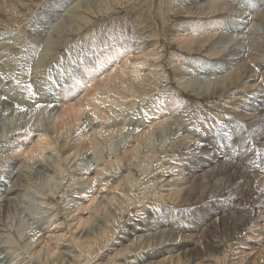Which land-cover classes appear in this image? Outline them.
<instances>
[{
    "label": "rangeland",
    "instance_id": "374dc122",
    "mask_svg": "<svg viewBox=\"0 0 264 264\" xmlns=\"http://www.w3.org/2000/svg\"><path fill=\"white\" fill-rule=\"evenodd\" d=\"M85 1L86 0H75V3L76 2L83 3L84 8L76 7L78 9H76L77 10L76 13L74 12L75 16L73 15L74 17L72 16L70 20L72 24H74L71 27L72 29L68 27L67 28L65 27L64 29L61 27L60 34H56V33H59L55 29L57 26L55 27V25H52L54 28L50 26L49 18H52L53 15H48L47 18L45 16L51 10L50 8H53V6L63 2V0H0V35L4 33L10 35L0 41V43L7 42L6 43L7 45H5V47H0V54L2 52L9 53L8 55L10 56V61H11L10 70L13 72L12 74L15 73L14 75L12 74L8 75V73L5 71L6 74L5 75L3 74V75L5 78L7 76V78L5 79L2 77L3 75L2 76L0 75V81H1L0 83L4 82L5 84H7L8 87H10L9 89L11 90L10 91L11 94H9L8 97L10 98L13 96L12 105L16 107L14 111L15 113L12 112L10 114H1L2 116L0 115V119H1V122H0V175L2 176L0 177V183L3 184V186L9 187L11 189V183L9 182V179L6 178L10 175L9 167L14 163L16 164L15 169H17L20 166V164L23 162L22 159H25L27 157L28 158L31 157L30 159H28L30 163L31 162L40 163V161H45L42 159H46L47 155L48 156L50 154L51 156L56 155L55 157L51 158V160L53 161L48 159L50 160L49 163L57 161L56 164L57 163L59 164V162L61 161L60 164H61V167H63L62 169L60 168L61 171H58L57 175L55 174V177L51 179L52 182L47 181V180L45 181L43 179L40 180V178L33 177L30 180L32 183H30L29 185V187L32 186L31 188L27 189V184H26V187L22 189L23 191L18 190V192L13 193V196L17 195L18 193L20 195H18L19 198L17 197L15 203L13 204L14 206L13 205L11 206L10 211H12V213L10 211L7 213L6 221L8 223L4 222V224L6 223L5 225L3 224L5 228L3 227V230L0 232V234L3 235L4 233L6 235V233L7 234L11 233V231L16 233V232H20V229H22L20 234H22V236L26 238V242H29L27 241V238L29 240V239H32L31 237L36 235V237H40L41 240H43L45 237L48 236V234H51L53 233V231H57L59 229V232H58L59 235H64V237L62 236V241H59L60 243L59 246L62 247L61 245L68 242L67 239L68 240L71 239V236L73 233L78 232V230L75 231V229L78 228L79 224L84 223L86 221L83 219L88 217L89 212H90L88 207L92 205L91 203H94V200H96L94 198H96V196L98 197V196L106 194L107 192L106 186H108V184L106 185L105 179L109 178L108 175L113 176L116 174L115 173L116 167H118L120 163H123L119 161L118 159L120 157H123L125 153L124 152L125 149L133 148L134 145L124 146V144L127 141V139L132 136L128 132L131 130L133 132L134 127H135L134 131L137 133L136 130L138 128V123L140 122L139 118H142L141 112H144V114L145 113L148 114V112L150 111V110L147 111L149 107H154V105H157L156 104L157 102L158 103L162 102V104L164 103L166 104L169 101V99L176 100V101L180 100L179 102L181 103V105L183 104V108L187 107L186 109L188 110L189 112L188 115L190 117L188 116L189 119H186V123H191V125L194 124L200 130L201 128L203 129L205 128L204 130L206 131H202L205 133L209 131V129H212V131L213 130L215 131V133L214 131L212 133L214 135L213 139L215 140L214 141L212 140L210 143H208V145L210 144L209 147H211L212 149L216 147L215 145L216 142L221 143L223 139L224 141H226L225 137L219 136L222 132H223L222 134H224L228 139L229 138L230 139L232 138L231 140L234 139V141L238 143L239 145L233 142L232 143L234 147L233 149L235 151H237V149L238 151L242 149L243 155L245 156V158L249 162H251L252 166L256 168L255 172L261 175V178H260L261 182H259V184L257 185V190L258 191L262 190L264 188V144H258V143L261 142V140L264 141V117L262 116L258 118L255 117V121L251 117H248V120H247L243 115L228 108V106L224 104V102L227 103V100H225L224 102L221 101L222 96L225 98H228L229 101L232 100L231 96H229L228 94L232 93L231 91H240V88L236 87V85L232 86L231 88L229 87L228 89L225 88L226 90L223 89L222 87H219V88H216V90L212 89L209 92H205V91L199 92V90H196L195 88H191L189 85H182L179 83V79H181L183 76H188L189 78V75H192L190 76L191 78H195V79L199 78V76L196 75V73H193L194 69L192 68V65L189 66L188 64L189 67L188 69H186L185 68L186 64H184V68H182V63H185L186 61L190 62L193 59L198 60V61L200 59H202L203 61L211 60L213 63H215L216 61H220V59L217 60L216 55L214 56V55L208 54L211 51V49H209V46H207L206 48H198L196 50H190L188 48L189 46L187 45L181 46V44L177 40V34H179V32H183L182 30L183 28H186V26L189 27L187 28V30L189 31L190 29L195 27V25L198 26L199 24H201V21L202 23L205 21L208 23L209 21H213V24H219V22L221 21L224 22V21L220 20L219 18L210 19L208 21L207 18H205L204 16H200L196 14L194 5H192L191 3L192 0H129V1L128 0H117V1L112 0L109 2V5H110L109 7L108 6L105 8L97 7V6L90 7L91 10L89 11L85 9L87 8ZM236 1L238 0H233L232 2H236ZM241 1L243 3L247 1L251 2V0H241ZM252 1L254 2V4H256L258 8L264 7V0H252ZM183 2L184 4L185 3L186 4L184 5ZM61 14L58 15V18L63 16ZM58 18L56 20H58ZM72 19H76L75 22ZM234 19L235 18L230 17V18H227V21L233 22L232 20ZM55 23H57V21H54V24ZM206 26L207 28L205 31L207 30L212 31L214 29L213 26H210V25H206ZM220 28H222V26H220ZM246 28L248 29L247 25L244 26L241 30L239 29L236 31V28L232 27V29L228 30L227 33H230L232 31L234 33L235 31L239 33H243V31L247 30ZM51 31H53L54 33L53 34L50 33ZM221 32L222 31H219V33ZM54 34H56V36H54ZM48 36L52 38L51 40L49 38V41L47 40ZM49 42L50 44H48ZM118 42H120L121 44L131 42L130 50H128L129 52L128 51H125V52H128L129 54H131L130 60L133 61V63H134V60L137 57H140V54H142L141 51L137 49L138 47H141L142 52L145 49H150L152 50V52L153 50H156V52L160 53L159 59L158 57H155L158 55H153L152 57L149 58V60L151 61L152 64L155 61H158L159 63H161L160 65L161 73L160 74H161V77L163 78H160L157 81L153 80L147 83L145 82L146 84H143L142 87H138L139 89V92L137 93L138 95L129 93L127 91L124 92L125 95H128V97L125 98L124 101H126V103L128 102L129 104L127 103L126 104L127 106L123 105V108L126 106V109H124L122 112H121L122 108L121 109L119 107L116 108V111L120 112L119 114H122V117L117 116V113H115L111 109V107L114 109V107L118 105V103L115 105L114 103H112V101H110L112 98L109 99V97L112 94H114V91L109 90L110 92H107L108 91L107 90L106 91L107 94H103L104 99L107 98L106 99L107 102L105 104H102L103 106L101 105V109H104L107 113L109 112L107 116L105 117V119L106 118L108 119L109 116H111L112 114L113 115L115 114L114 116L113 115L112 116L115 118L117 117L116 119H118V121L120 119L121 121V122L119 121L121 123L119 124V126L117 125L112 126V129H114L113 131L115 132H112L113 135H111L110 131H108V129L110 128L108 127V125H106L108 122L105 119H102L101 117H99L97 115L98 113L95 115L96 112L93 110V107L92 108L87 107L88 108L87 110L80 108L81 107L80 104L82 102L85 101V104H86V102L88 103V100H91L88 98L91 96L89 95L91 91L101 92L102 90L100 89L101 86L97 88L100 83H97L96 84L97 86L95 88L93 84L98 82L97 79L101 78L109 67L106 66V68L101 69L102 70L101 72L100 71L93 72L94 75L91 76L90 79H88L86 75L87 71L83 72L81 66L77 68H75L74 66L77 63L75 62L76 57H78L79 55H82L84 58H86L84 61H88L91 59V57H94L95 55H97L98 58L99 57L103 58L106 56V54H110V56L117 55L119 57L118 64L122 65V63L126 62L125 55L120 54L119 52L121 49H123V47L121 49H114V47L117 46ZM195 45H198L199 47L200 42L195 43ZM46 46H48V48ZM49 51L51 52L52 56L51 54H49L50 53ZM45 52L48 56L46 55L47 56L46 60L43 63L40 62L41 63L40 65L43 64L42 65L43 67H40L41 69L40 68L38 69L40 72L39 71L36 72L33 68L34 63L35 61H37L38 55L39 54L41 55L42 53H45ZM80 52H82V54ZM84 53L86 54V57ZM175 53H177V56L173 58L172 55ZM178 56L180 57L178 58ZM93 63L96 64L95 61ZM38 64L39 62H37V66ZM128 65L129 67H135V65H132V64H128ZM69 67H71L72 69H70ZM95 67L96 65H94V68ZM259 67L260 68L258 70H255L256 72H260L262 71V69H264V60L262 62V65ZM73 69L75 70V72L73 71ZM183 69H185L184 70L185 72L181 71ZM0 73L2 74L1 71ZM186 73H190V74H186ZM83 75H86L83 81L79 80L80 77ZM47 79L48 81H46ZM65 79L68 80L67 81L68 86H67V83L65 82ZM5 80H7V82ZM41 82L44 84H41ZM255 82L258 83V80ZM260 82L264 83V76L261 78ZM74 83L78 84L79 89L77 88L76 91H73L70 95L66 94L65 92L68 89H71V87L76 86V84L74 85ZM55 87L58 89L59 93L62 92L63 89H65L62 92L64 97L62 96V93H60V95H57V91H53L51 92L53 94V98H52L53 102L45 100L44 102L39 103L38 100L41 97H45L49 95L47 91H49L50 89L47 90V88H55ZM37 89L39 90V92L37 91ZM223 90H225V92ZM42 92L44 93V95ZM2 95H0L1 100H2ZM114 96H116L115 97L116 100L120 99L119 94H115ZM29 102H30V105H29ZM77 102H79L80 107L78 106L77 108L76 107L77 105H76L75 111L71 112V114L73 115L72 118L74 120L72 119L71 121H67L61 118V119H58L56 123L55 121L56 118H54L56 116V113H55L56 111L54 112L55 110L54 108L56 107L60 112H64L68 108L72 107L73 104H78ZM48 104L50 107L48 106ZM51 105L53 108L51 107ZM238 105L240 104L238 103ZM107 107L109 109H107ZM183 108L182 109L180 108L179 112L183 111ZM31 110L32 111L35 110L33 112H36V113L32 112L30 114L29 111ZM86 112H88L89 114ZM252 112H254L253 109H246L245 113L248 114ZM138 114H139V118H138ZM43 115L45 116V118L43 117ZM89 115H91L90 116L91 118L89 117ZM159 115H163V114H159ZM159 115H150L152 119L151 117L149 118L150 120H154V119H157ZM11 116L13 119H11ZM48 116L51 118H47ZM29 117H31L32 119L29 120ZM41 117L44 119H42ZM124 117H130L132 119L130 118L127 119ZM92 118H93V123L91 124L90 122ZM36 119H38V121ZM99 119H101V122ZM122 122L124 124H122ZM102 123L104 124L103 127L105 128L104 131L106 133L102 131L103 130V128H101ZM112 123H115V122H112ZM98 124H101V125L98 126ZM91 125L94 127H92V130H89ZM198 125H200V127ZM11 126L12 127L14 126V127L12 128ZM18 126L21 128L25 127V129L29 127L31 128V130L29 129V133L23 134L24 128H22L21 130L22 136L20 137L22 139L19 138L18 140L19 142L16 140L17 138L11 139L13 142V148L15 149L9 156H4L1 153L3 152L2 150L7 147L6 146L7 139L9 138V141L11 142L10 140L11 133L7 134L6 132H9V130L11 131L12 129H15ZM122 126H124V129H123V132L121 133L123 134L128 133V134H125L127 136L125 138H123V135L121 137L120 135L121 133L119 132V128H121ZM95 128L98 130L99 133H101V138H100V135L99 136L97 135L99 137V140L101 139L98 143V148L101 147L98 153V156L100 155L99 158L101 160L99 158H96L98 160H95V162H92L93 164L89 166L91 163L93 154H92V149L90 148V145L88 141L86 140V136L92 133L93 131H97ZM20 129H16L18 130L17 132H20L19 131ZM3 131L7 135L6 134L3 135ZM219 131L221 133H219ZM40 132L41 133L43 132L50 136L48 137L51 140L50 141L51 145H47L48 148L46 147L45 149L46 154H43L45 152L40 150L39 148L40 145H38V143L36 142V140L37 141L39 140V135L41 134ZM255 132H259L258 136H255ZM159 134H162V133H159ZM109 137H111L112 140H110L111 138ZM163 138H165V133L162 134V139ZM237 138H239L242 143L237 141L236 140ZM119 139L124 140L123 144L122 142L119 141ZM83 140L85 144L81 145ZM100 143H102L103 145ZM162 144L163 143L161 139H157V141L155 142V146L158 148V150H160L161 148L160 145ZM32 146L33 147L36 146V148H38L36 149L38 150L36 152V156L35 154L34 156H31L32 154L29 153L30 148H32ZM139 146L143 148L141 151V155L149 154L152 151L150 147L146 146L145 142L143 145H139ZM17 148L19 149L18 150L19 152L17 151ZM110 151L111 153L113 152L112 153L113 155L110 154ZM171 151H168L166 153H164L163 151V154H162V150H160L161 155L155 161V164L152 169H150V165L152 163L150 164L149 161L147 162L149 168H147L146 170H141L140 168L136 166H133L132 168L130 166V168L128 169L132 172L134 177L138 179L137 180V183H138L140 181L141 182L145 181L146 178H147V181L152 179L154 176L153 173L154 172L156 173L158 171L157 167H160L161 165L166 163L167 159L170 161L172 160L175 163H180L179 164L180 170L177 167L176 170H173V172L170 171L166 175V178H169V180L171 181H169V183L163 182L161 185H158L159 187H156V189L152 192L153 194L150 195V198L153 195L154 197L156 196V194L158 195V197H156L154 200L151 198L149 201V204H147L149 209L153 211L155 217L153 215V218L147 221L145 217L146 216L145 212H143L142 210L141 211L139 210L141 209L142 206L138 207L144 201L141 203L133 201L130 205L131 207L128 208L129 212L125 210L124 214L123 213L120 214V219L122 221L118 223V226H117V222L115 223L114 226H116V233H114V235L112 236L110 240V244L108 245L107 249L103 252V255H102V256L108 255L110 257L113 256L114 257L113 262L106 263L107 258L103 259V257L101 256L102 258L96 257L95 261L97 262L95 263L94 262L92 263V261H90L89 263L81 262L80 264H84V263L85 264H115V263L116 264H129L127 261H133V260L135 261L134 264H142L141 262H138L140 260L137 257L139 256L142 257V255L146 252L155 251V248H150V249L145 248L146 250H143V248L142 249L140 248V250H138L139 249L138 245H140L139 243L137 245L138 247L135 246L137 250H135L132 253H129L128 251L127 253L126 250L128 248L133 247L131 243L132 241L131 240L128 241L129 239L126 238L127 236H129L127 233L129 230H132L134 227L140 228L141 231H140L139 236L141 235L146 236L148 234H153L152 232L157 233L160 229L167 231L168 228L166 225H168L169 222H173L175 220H178V224H180L182 228L186 227L185 230H188V229L193 230L195 226L191 227L188 223L189 221L187 222L185 220L189 219L191 222H193V224L197 226V224L202 221L197 219L196 217H198L199 214H203L204 211L205 212L203 214V218H201L203 219V223L204 221H208L210 216H211L212 221L217 218V215L213 214L212 210L214 209L213 208V205L215 204L214 202L220 201L219 199L221 196L219 197L216 196V199H214L215 197L212 195V193L209 192V190L206 191L207 181H204V180H207V178L201 182H197L196 183L197 187L195 188V191H194L196 195L198 194L199 197L202 196L201 197L202 200H200L201 198L199 197L196 199V198H191L190 196L187 198V196H185L184 200H188L187 203H179L176 200L180 198L181 194H179V198L178 197L170 198V195L168 194H170L174 188L179 189L180 187L181 188L183 187V189H179L178 192H181L182 194H184L185 192L184 188L185 186H187L188 183L186 181L185 182L183 181L181 177L182 176L181 173H183L184 165H187L188 163L191 162V159H193L188 156V154H191L190 153L191 149H188L187 146L186 148L185 147L174 148V149H171ZM235 151L232 153V155L236 153ZM25 152L26 153L28 152L29 155L30 154L31 155L30 156L26 155ZM77 152H81L80 154L82 153H87V154H85V156L83 154L76 156L75 153ZM8 154L9 153H7V155ZM70 154L74 155V159L72 160V163L69 162L71 160L65 159L66 156L68 157ZM173 155H176V156L173 157ZM150 156L151 154L147 157V159H145V161L148 160ZM115 158H116L115 162L117 163V165H113L110 162V161H114ZM6 159H9V161H6ZM254 159H256V161ZM67 160H69L68 161L69 163L67 162ZM124 163L126 166H129L128 162L125 161ZM3 166H5V171L3 169L4 168ZM98 166L108 167V170H107L108 173L106 172V170L102 171L99 173L101 175L98 178L95 172L98 170ZM94 167L96 168V170ZM88 168H90L89 169L90 171L87 170ZM87 172H90L89 177L92 179L91 183L84 184V181H81L79 179L78 180L76 179V181L75 179H73L71 183H68L69 179H71V174L79 173L77 178H81V175L84 176L85 173ZM104 174L107 176H104ZM62 176L64 177V180L66 181L64 182L65 188L61 185L59 188L58 186L55 187L56 182H59L62 180L63 178ZM66 179H68V181ZM101 180L104 182L105 185L102 184L103 182ZM37 181H41V182H37ZM184 183H187V184H184ZM194 183L195 182H193V184ZM204 187H206V189ZM34 189H37V190H34ZM38 190H40V192ZM120 190L126 192L129 189H127L126 187H124V185H122L120 186ZM24 191H26L27 193L26 192L24 193ZM121 191L119 193L123 195L124 193H122ZM42 192L44 194H47V193L54 194V195L52 194L51 196H47L48 197L47 201L49 203L47 205L41 204V201L43 202L44 200L43 198H45V197L39 198ZM201 192H204V193L201 194ZM139 193L141 194V192ZM133 194L135 195L136 199H138L137 198L139 196L138 191L136 190ZM253 194L254 192L250 191V193L247 196V199H249L250 196H252ZM29 197L31 200L28 199ZM50 203L53 205L51 206ZM74 203L77 205L73 207ZM253 205H254L253 203L250 204V206L255 208L256 206L255 205L253 206ZM49 206L51 207L50 212L56 214L57 216L53 220H51V225L47 228V225L50 222V220L46 221L45 218L47 217L48 214L45 215L44 209L47 207L48 209L47 213H50ZM53 207L54 208L56 207V208L54 209ZM259 209H260L259 206L255 208L256 211H259ZM39 211H43V212H39ZM42 214H44L43 217L41 216ZM157 217L160 218L159 221H164V218H165L167 222L166 221L162 222L161 224L163 225L159 226V228L158 227L156 228L157 225H155V223H156ZM219 220L220 219L217 220V223L219 225L217 226L218 228L209 227L211 229L207 230L206 234H204L202 238H198L197 243L194 245L195 246L194 254L196 255V259L191 264H196V263L197 264H205V263L207 264L208 262L203 261L205 260V258H210L214 260L217 264H221L220 256L222 255V251H215L214 249L211 252H205V254H203L202 256L197 255L196 254L197 251L201 250L200 246L198 245L199 242H201L202 245H204V243H211V245L220 244V243L223 244V247H224L223 250H225L223 254H224V257L225 256L227 257L226 260L228 259L226 262L223 261L225 264H230V263L232 264L233 263L232 260H236L237 258H239L238 257L239 253H236V255L234 254L236 249L245 251L244 253L245 255L243 257L245 261L242 264H247V263L248 264H264V213L263 214L260 213L259 215H257V217L254 220H251V223L249 219H246V225L239 223V219H235V221H230V220L229 221H219ZM61 221L63 222V225L62 227L59 228V226L61 225L58 226L57 223L60 224ZM150 221L152 222L149 225ZM145 224L147 226H144ZM148 228L149 230H147ZM8 229L9 231H7ZM211 231H212V234H211ZM4 238L5 236L1 237L0 239V248H1L0 249V264H16V263L17 264H23V263L37 264V262L35 261H33L32 263V259H30V256H31L30 251L29 250L27 251L22 241L21 243L17 242L16 244L15 243L9 244V245L2 244L1 242L4 241L3 240ZM118 238L120 239L118 240ZM122 238H126V240H123ZM120 241H124V243H121ZM51 243L53 244L52 246L55 247L56 249L55 251H58L57 250L59 249V246H57L58 244L54 243V241H51ZM7 246L8 247L11 246L12 249L11 248L8 249ZM191 246L192 245H189V247ZM123 249H125L126 252L123 251ZM24 258H27V259H24Z\"/></svg>",
    "mask_w": 264,
    "mask_h": 264
},
{
    "label": "bare ground",
    "instance_id": "6f19581e",
    "mask_svg": "<svg viewBox=\"0 0 264 264\" xmlns=\"http://www.w3.org/2000/svg\"><path fill=\"white\" fill-rule=\"evenodd\" d=\"M110 1H112V0H86L85 3L87 5V8H85V9H87L89 11V10H91L90 7H96V6L97 7H104V8L107 6L109 7ZM232 1L233 0H192L191 1L192 5H194V9H195L196 14H198L200 16H204L205 18H207L208 21L210 19L219 18L220 20H223L224 22L221 21V22H219V24H213V21H209V23L206 21L202 23V21H201V24H199L198 26L195 25V27H193L189 31L187 30V28H189L188 26H186V28L182 27L183 32H179V34H177V40L181 44V46H184V45L189 46L188 48L190 50H196L198 48H206L207 46H209V49H211V51L208 54L214 55V56L216 55L217 60L220 59V61H216L215 63H213L211 60L210 61H207V60L203 61L202 59H200L198 61V60L193 59L190 62L186 61L185 63H182V68H184V64H186V67H185L186 69H188V67L190 65H192V68L194 69L193 73H196V75H198L199 78L198 79L191 78L190 76H192V75H189V78H188V76H183L181 79H179V83L182 85H189L191 88H195L196 90H199V92H201V91L209 92L212 89L216 90V88H219V87H222L223 89H225V88L228 89L229 87L231 88L232 86L236 85V87L240 88V91H231L232 93L228 94L229 96H231L232 100L229 101L228 98H225L222 96L221 101L224 102L225 100H227V103L224 102V104L227 105L228 108H230L231 110H234L237 113L243 115L247 120H248V117H251L255 121V117H257V118L260 116L264 117V83L260 82L261 78L264 76V69H262V71H260V72L255 71V70H258L260 68L259 66L262 65V62L264 60V53H263L264 52V7L258 8L252 0H251V2L247 1L245 3H243L241 0L236 1L237 3L232 2ZM77 3L78 2L75 3V0H63V2L53 6V8H50L51 10L47 13V15L45 17L47 18L48 15H53V17L51 16L52 18H49L50 19V26H52V25H55V27L57 26L55 29L59 33H56V34H60V31H61L60 28L61 27L64 29H65V27L72 29L71 27L74 24H72V22L70 20H71L72 16L74 15V12L76 13V11H77L76 9H78L76 7L84 8L83 3H78V4ZM183 4H184V2H183ZM63 11H65V12H63ZM60 14L63 16L58 18V15H60ZM230 17L235 18L234 20H232L233 22L227 21V18H230ZM57 18H58V20H56ZM72 20H74V22H75L76 19H72ZM54 21H57V23L54 24ZM206 25L213 26L214 29L212 31L211 30L205 31L207 28ZM246 25L248 26V29L246 28L247 29L246 31H243V33L236 32L239 29L241 30ZM190 26H191V24H190ZM220 26H222V28H220ZM232 27L236 28L235 33L233 31L230 33H227V31L231 30ZM55 29H54V31H55ZM201 31H203V32H201ZM219 31H222V32L219 33ZM50 33L53 34L54 32L51 31ZM4 34L0 35V41L5 39L6 37L10 36L9 34H6V33H4ZM56 34H54V36H56ZM49 38H50V40L52 39L50 36H48V38H47L48 41H49ZM44 40H46V39H44ZM87 40H88V38H87ZM199 42H200V46L198 47V45H195V43H199ZM6 43L7 42L0 43V47H5V45H7ZM48 44H50V42ZM130 44H131V42L122 43V44L120 42H118L117 46L114 47V49H121L123 47V49H121L119 52H120V54L125 55L126 62L122 63V65L118 64L119 57L117 55L110 56V54H106V56L103 58H100V57L98 58L97 55H95L94 57H91V59L88 61H84L86 58H84L82 55H79L78 57H76L75 62H77V63L75 66L74 65H72V66H74L75 68L81 66L83 72L87 71L86 75H87L88 79H90L91 76L94 75L93 72H99V71L101 72L102 71L101 69L106 68V66H108L109 68L107 69V71L104 73V75L101 78L97 79L98 82L93 84V86L95 88L97 86L96 84L100 83L101 85L99 84V86L97 88H99L101 86V88H100V89H102L101 92H92L91 91V93L89 92L90 94L87 93V94L91 95L90 97H88L89 99H91V100H88V103L86 102V104H85V101H84L80 104L81 105V107H80L79 102H77L78 104H73L72 107L68 108L64 112H60L56 107L54 108L55 109L54 112L56 111L55 112L56 116L55 117L53 116V117L56 118L55 119L56 123H57V120L61 119V118L64 120H67V121H71L73 119L72 118L73 115L71 114V112L75 111L76 105H77L76 106L77 108L79 106L81 109H86V110L89 107H91V108L93 107V110L96 112L95 113L93 111L95 113V115L98 113L97 115L99 117H101L102 119H105V117L107 116V114L109 112L107 113L104 109H101V105L105 104L107 102L106 101L107 98L104 99L103 94H107V92H110L109 90L114 91V94H112L110 97L108 96L109 99L112 98L110 101H112V103H114L115 105L118 103V105H116L114 107V109L112 107H111V109L115 113H117V116L122 117V114H119L120 112L116 111V108H118V107L120 109L122 108L121 112L124 109H126V106H127L126 104L128 102L126 103V101H124V99L127 98L128 95H125L124 92L127 91L129 93L137 94L139 92L138 87H142L143 84H146L147 82H150L153 80L157 81L158 79L163 78V77H161V74H160L161 73V71H160L161 70L160 69L161 63H159L158 61H155L152 64L151 61L149 60V58L152 57L153 55H158L155 57H158V59H159L160 53L156 52V50H153V52H152V50H150V49H145L142 52L141 47H138L137 49L139 51H141L142 54H140V57H137L133 63V61L130 60L131 54L128 53L129 52L128 50H130V46H131ZM46 47L48 48V46H46ZM90 48H92V47H90ZM46 51H47V49H46ZM125 51H128V52H125ZM80 53L82 54V52H80ZM8 54L9 53H7V52H2L0 54V71L2 72V74L0 73L1 76L3 74L4 75L6 74L5 71L8 73V75L13 73L10 70L11 69L10 68L11 61H10V56ZM49 54H51V52ZM10 55H11V53H10ZM46 55H47L46 52L42 53L41 55L40 54L38 55L37 61H35L34 66H33V68L36 72L39 71L38 69L40 67H43L42 66L43 64L40 65L41 64L40 62L43 63L46 60V57L48 56V55L47 56ZM51 56H52V54H51ZM172 56H173V58H175L177 56V53L173 54ZM85 57H86V54H85ZM179 57L180 56H178V58ZM12 60H13V58H12ZM94 61L96 62V64L93 63ZM31 62H33V61H31ZM37 62H39L38 66H37ZM28 64H30V63H28ZM128 64L135 65V67H129ZM188 64H189V66H188ZM94 65H96L95 68H94ZM71 67H69V68L72 69ZM145 68H147V69H145ZM74 69H73V71L75 72L76 69L75 70ZM184 70L185 69H183L181 71L185 72ZM67 71H69V70H67ZM14 74H12V75H14ZM186 74H190V73H186ZM4 75L2 76L3 78H5ZM73 75H74V73H73ZM86 75L81 76L79 80L83 81V79L85 78ZM6 78H7V76H6ZM257 80H258V83L255 82ZM5 81L7 82V80H5ZM46 81H48V79ZM67 81L68 80L65 79L66 83H67ZM41 84H44V83L41 82ZM75 84L76 83H74V85ZM38 85H39V83H38ZM67 86H68V83H67ZM11 87H12V85H11ZM9 88L10 87H8L7 84H5L4 82L0 83V95L3 94L2 100H1V96H0V115L1 114H10V113L15 111L16 107H14V105H12L13 104V98H12L13 96L11 95L12 97H10V98L8 97V95L11 94V92H10L11 90ZM22 88H23V86H22ZM22 88H21V90H22ZM77 88L79 89L78 84H76V86L71 87V89H68L65 93L70 95L73 91H76ZM48 89H50L49 91H47L49 95L45 96V97H41L38 100L39 103L44 102L45 100L53 102L52 101L53 94L51 92L57 91V95H60V93H62L65 90V89H63V91L59 93L58 89L56 87L55 88H47V90ZM40 90H42V89H40ZM225 90H223V91L225 92ZM37 91L39 92L38 89H37ZM220 93H218V94H220ZM115 94H119L120 99L116 100V98H115L116 96H114ZM43 95H44V93H43ZM62 96H63V93H62ZM28 100H29V98H28ZM179 101L169 99V101L166 104L165 103L162 104V102H159V103L157 102L156 103L157 105H154V107L148 108L147 111L150 110L148 112V114L147 113L144 114V112L140 111L142 113V118H139V114H138V118L140 119V122L138 123V128L136 130L137 133L134 131V129H135V127H134L133 132H132V130L128 132L132 136L129 137L124 144V146L134 145L133 148L132 149H125V151H124L125 153H124L123 157H120L118 159L119 161H121L123 163H120V165L118 167H116V169H115L116 174L113 176L108 175L109 178L105 179L106 185L108 184V186H106L107 187L106 194L98 196V197L96 196V198H94L96 200L93 199L94 203H91L92 205H90V207H88L89 205L87 206L90 212H89L88 217L83 219L86 221L84 223L79 224L78 228L75 229V231L78 230V232L73 233L71 236V239H69V240L67 239L68 242L61 245L62 247L59 246L60 245L59 241H62V236L64 237V235H59V233H58L59 229L57 231H53V233H51V234H48V236L45 237L43 240H41L40 237H36V235L31 237L32 239L28 240V238H27V241H29V242H26V238L24 236H22V234H20L22 229H20V232H16V233L11 231V233H8V234L6 233V235L3 233L5 238L3 239L4 241H2L1 243L9 245V244H14V243L16 244L17 242L21 243V241H22L24 243V247L27 249V251L28 250L30 251V254H31L30 259H32V263H33V261H35V262H37V264H40V263H42V264L43 263L44 264H80L81 262L89 263L90 261H92V263L93 262L95 263V262H97V261H95L96 257L97 258L103 257V259L107 258L106 263H112L114 260L113 256L110 257L108 255H106V256H102V255H103V252L107 249L108 245L110 244V240H111L112 236L114 235V233H116V226H114L115 223L117 222V226H118V223L122 221L120 219V214H122V213L124 214L125 210L128 211V208L131 207L130 205L133 201L138 202V203H141L144 201L143 203H141L138 206V207L142 206L141 209H139V210L140 211L142 210L143 212H145V214H146L145 217H146L147 221L151 220L153 218L154 213H153V211H151L149 209L147 204H149V201L151 198L154 200L156 197H158V195L156 194L155 197L153 195L151 198H150V195L153 194L152 192L156 189V187H159L158 185H161L163 182L169 183V181H171V180H169V178H166V175L170 171L173 172V170H176L177 167L179 169L180 163H175L172 160L170 161L167 159L166 163H164L160 167H157L158 171L156 173L155 172L153 173L154 176L152 179L147 181V178H146L145 181H143V182L140 181L138 183H137L138 179L136 177H134L132 172L128 169L130 168V166H131V168L133 166H136V167L140 168L141 170H146L147 168H149L148 163H147L148 161L150 162V164L152 163L150 165V169H152L154 164H155V161L161 155L160 150H162V154H163V151H164V153H166L168 151H171V149L183 148V147L186 148V146L188 149H191V151H190L191 154H188V156L193 158V159H191L190 163H188L187 165H184V169H183V173H181L182 174L181 177H182L183 181L184 182L186 181L188 184L184 183V184H187V186H185V188H184L185 192L183 191L184 194H182L181 192H178L179 189H183V187L182 188L180 187L179 189L174 188L171 191V193L168 195H170V198H177V197L179 198V194H181L180 198L176 200L179 203H187L188 200H184L185 196H187V198L190 196L191 198L197 199L199 196H198V194L196 195V193L194 192L195 188L197 187L196 183L201 182L207 178V180H204V181H207L206 182L207 189H206V187H204L206 189V191L209 190V192H211L212 195L215 197L214 199H216V196H218V197L221 196L220 199L218 198L220 201H215L214 202L215 204L213 205L214 209L212 208L213 209L212 212H213V214L217 215V218L212 221L211 216H210L208 221H204V223H203V219H201V218H203V214L205 212L204 211L203 214H199V216L196 217L197 219L202 221V222L198 223L197 226L195 224H193V222H191L189 219L185 220L187 222L189 221L188 223L191 227L195 226L193 230H189V229L185 230L186 227L182 228L181 225L178 224V220H175L173 222H169L168 225H166L168 228L167 231L160 229L157 233L152 232L153 234H148L146 236H142V235L139 236L140 231H141L140 228L134 227L132 230H129L127 232L129 236H127L126 238L129 239L128 241H130V240L132 241L131 243H132V246L134 247V248L133 247L128 248L126 250L127 253H128V251H129V253H132L135 250H137L135 248V246H137L140 243V245H138L139 246L138 250H140V248L141 249L143 248V250H146L145 248H148V249L155 248V251L146 252L142 255V257H140V256L137 257L140 260L138 262H141L142 264H191L196 259V255L194 254V250H195L194 245L197 243L198 238H202L203 235L206 234L207 230L211 229L209 227L218 228L217 227V226H219L217 223L218 219H220L219 221H229V220L235 221V219H239V223L246 225V219H249L250 223H251V220H254L257 217V215H259L260 213L263 214L264 213V188L262 190H259V191L257 190V185L259 184V182H261V179H260L261 175H259L258 173L255 172L256 168L254 166H252L251 162H249L245 158V156L243 155L242 149L239 151L237 149V151H235L233 149L234 147L232 145L233 142L236 143L234 141V139L231 140L232 138L231 139L229 138L230 139L229 140L224 134H222L223 132L221 133L220 131H219V133H221V134L219 136L225 137L226 141H224V139L222 138L223 141L220 143V145H219V142L218 143L216 142V144H215L216 149L215 148L212 149L211 147H209L210 144L208 145V143H210L212 140L213 141L215 140V139H213L214 135L212 134L214 130L212 131V129H209V131H207L205 133V132H202V131H206V130H204L205 128L204 129L201 128V130H200L194 124L191 125V123H186V119H189L188 118L189 112L186 109L187 107L186 108L184 107L185 108L184 109L183 104L181 105V103ZM238 103L240 105H238ZM29 105H30V102H29ZM123 105H126V106L123 108ZM48 106H49V104H48ZM48 106H47V108H48ZM151 106H152V104H151ZM240 106H242V107H240ZM13 107H14V109H13ZM51 107H52V105H51ZM180 108L181 109L183 108V111L179 112ZM17 109H18V107H17ZM107 109H109V108L107 107ZM246 109H253L254 112L247 114V113H245ZM35 110H33V111H35ZM33 111L31 110V111H29V113L31 114ZM90 111H92V110H90ZM109 111H111V110H109ZM16 113H17V111H16ZM19 113H20V111H19ZM29 113H27V114H29ZM33 113H36V112H33ZM86 113H88V112H86ZM159 114H163V115H159ZM91 115H89V117ZM112 115L109 116L108 119L107 118L105 119L108 122L106 125H108V127L110 128V129H108V131H110L111 135H113L112 132H115V131H113L114 129H112V126H115V125L119 126V124H121L120 119H119V121H120L119 122L118 119H116L117 117L116 118L113 117L115 114L113 116ZM150 115H159V117L157 119L150 120V118H149V117H151ZM28 116H30V115H28ZM9 117H10V115H9ZM13 117H15V116H13ZM43 117L45 118L44 115H43ZM130 117H124V118L128 119ZM44 118H42V119H44ZM47 118H51V117L48 116ZM11 119H13L12 116H11ZM30 119H32V118L29 117V120ZM130 119H132V118H130ZM151 119H152V117H151ZM36 120L38 121V119H36ZM45 120H47V119H45ZM99 120L101 122V119H99ZM105 120H103V121H105ZM55 121H53V122H55ZM0 122H1V119H0ZM89 122H90V120H89ZM112 122H115L116 124L112 123ZM90 123L91 124L93 123V118L91 119ZM14 124H16V123H14ZM122 124H124V123L122 122ZM38 125H39V123H38ZM74 125H73V127H74ZM100 125L101 124H98V126H100ZM200 125H198V126L200 127ZM103 126H104V124L102 123V125H101V128H103L102 131H104V129H105ZM92 127H94V126L91 125L89 130H92ZM20 128L21 127L18 126L15 129H12L11 131L9 130V132H6L7 134L11 133L10 140L13 138L14 139L17 138L16 139L17 141L19 140V138L22 136L21 130H22V128L25 129V127H22L21 129ZM16 129H20L19 130L20 132H17L18 130H16ZM24 129H23V134H27V133H29V129L31 130V128H29V127L26 128L25 130ZM123 129H124V126L119 128V132L120 133L123 132ZM6 130H7V128H6ZM43 130H44V128H43ZM6 133L3 131V135ZM128 133H124V134L121 133L120 135H121V137L123 135V138H125V137H127L125 134H128ZM159 133H162V134L165 133V138L162 139V134H159ZM214 133H215V131H214ZM218 134H216V135H218ZM258 134H259V132H255V136H258ZM97 135L98 136L100 135V138H101V133H99L98 130L93 131L92 133H90L89 135L86 136V140L88 141L90 148L92 149V154H93V157L91 159V163H90V165L88 164L89 166H91V164H93L92 162H95V160H98L96 158H99V156H100V155L98 156V153H99V150L101 147L98 148V143L101 139L99 140V137ZM48 136H49L48 134H45L42 132L39 135V140L38 141L36 140L38 145H40L39 146L40 150H42L43 152H45L47 145H51V142H50L51 140L49 138L50 136L49 137ZM114 136H115V134H114ZM103 137H105V136H103ZM111 137H109V138H111ZM112 138L110 140H112ZM20 139H22V138H20ZM105 139H107V138H105ZM157 139H161L162 143H163L162 145H160V147H161L160 150H158V148L155 146V142L157 141ZM236 140L239 141L240 143H242L239 138H237ZM119 141L122 142V144H123L124 140L119 139ZM148 141H149V143H148ZM144 142H145L147 147H150V149H152V151L149 154L141 155V151L143 148L140 147L139 145H143ZM83 144H85L84 140L82 141L81 145H83ZM100 144H102V143H100ZM236 144H238V143H236ZM258 144H264V141L261 140V142H259ZM6 146L7 147L2 150L3 152L1 154H3L4 156H9L13 152V150L15 149V148H13L12 140L10 142L9 138L6 141ZM36 149H38V148H36V146L35 147L32 146V148H30L29 153L32 154V155L30 154L31 156H34V154L36 156V152L38 151ZM18 150L19 149L17 148V151ZM234 151L236 153H234L232 155V153ZM7 153H9V154L7 155ZM27 153H26V155H29V153L28 154ZM80 153L81 152H77V153H75V155L78 156V155L83 154L85 156V154H87V153H82V154H80ZM112 153L110 151V154H112ZM171 153H172V151H171ZM43 154H46V152ZM150 154H151V156L149 157V159L145 161V159H147V157ZM20 155H22V154H20ZM55 156H53V155L51 156V154L49 156L47 155L46 159H42L45 161H40V163H37V162H31L30 163L28 161V159H30L31 157L30 158L27 157L25 159H22L23 162L20 164V166L17 169H15L16 164H14V163L9 167L10 168V175L8 177H6V176L5 177L9 179V182L11 183V189L9 187L3 186V184L0 183V232L3 230V227L6 224V223L4 224V222H7L6 221L7 213L10 211L11 206L15 203L18 195H20L18 193L17 195L13 196V193L18 192V190L21 191L22 189H24V187H26V184H27V189L31 188L32 186L29 187V185H30V183H32L30 180L33 177L40 178V180L43 179L45 181L47 180V181L52 182L51 179H53L55 177V174L57 175L58 171H61L60 168L61 169L63 168V167H61V164H60L61 161L59 162L60 165L58 163L56 164L57 161L49 163L51 158H53ZM174 156H176V155H173V157ZM116 158L114 161H110L113 165H117V163L115 162ZM48 159H50V160H48ZM65 159L71 160V161L67 160V162L69 161L70 163H72V160L74 159V155L70 154L68 157L66 156ZM6 161H9V159H6ZM51 161H53V160H51ZM125 161L129 163V166L125 165V163H124ZM104 165H106V164H104ZM3 167H4L3 169L5 171V166H3ZM36 167H38V168H36ZM89 169L90 168H88L87 170L90 171ZM95 170H96V168H95ZM105 170L107 172L108 167H104V166L99 167L98 166V170L95 171L98 178L101 175L99 173L102 171H105ZM151 173H152V171H151ZM78 175H79V173L71 174V179H69V181H68V179H66V180L68 181V183H71L73 179H75V181H76V179L84 181V184L85 183L86 184L91 183L92 179L89 177L90 172L85 173L84 176L81 175V178H77ZM104 176H107V175L104 174ZM0 177H2V176L0 175ZM61 181L56 182L55 187L58 186V188H59L61 185L65 188L64 182H66V181L64 180V177L62 178ZM37 182H41V181H37ZM50 182H48V183H50ZM193 182H195V183L193 184ZM84 184H83V186H84ZM102 184H104V182ZM203 184H204V182H203ZM122 185H124V187H126L129 190L126 192L121 191L120 186H122ZM51 186H52V184H51ZM39 188H37V189H39ZM37 189H34V190H37ZM136 190L138 191V194H139V196L137 197L138 199H136L135 195L133 194ZM38 191L40 192V190H38ZM120 191L124 194L121 195L119 193ZM186 191H187V193H186ZM250 191L254 192V194L252 196H250L249 199H247V196L250 193ZM25 192L26 191H24V193ZM139 192H141V194ZM202 193H204V192H201V194ZM52 194L53 193L44 194L43 192L41 193V195L39 194L40 195L39 198L45 197V198H43L44 199L43 202L41 201V204H43V205L49 204L47 201V199H48L47 196H51ZM35 197H37V196H35ZM201 197H199V198H201ZM28 199H30V197ZM135 199L138 201H136ZM20 200H21V198H20ZM200 200H202V198ZM51 202H53V201H51ZM251 203H253L256 207L259 206V208H260L259 211L255 210L256 207L253 208L252 206H250ZM219 204H221V205H219ZM52 205L53 204H51V206ZM75 205H77V204L74 203L73 207ZM47 207L46 208L44 207L46 209V210L44 209V212H45V215L48 214L47 217L45 216L46 221L50 220V222L47 225V228H48L51 225V220H53L57 215L50 212V209H51L50 206H49V212L50 213H47V211H48ZM10 212L12 213V211H10ZM39 212H43V211H39ZM53 212H55V211H53ZM21 213H23V212H21ZM219 213H220V215H219ZM43 215L44 214H42L41 216L43 217ZM154 217H155V215H154ZM159 219L160 218L157 217V220L155 223V225H157L156 228L157 227L159 228V226H162L163 225V224H161L162 222H165V221L167 222V220H165V218H164V221H159ZM21 222H22V220H21ZM151 222L152 221H150L149 225L151 224ZM57 224H58V226L61 225V226H59V228H60V227H62L63 222L61 221L60 224L59 223H57ZM146 224L144 226H147ZM22 225H24V224H22ZM137 225H139V224H137ZM9 229H10V227H9ZM9 229L7 231H9ZM26 229H27V227H26ZM120 230H121V228H120ZM147 230H149V228ZM211 234H212V231H211ZM3 235L0 234V239H1V237H4ZM126 238H122V239L126 240ZM119 239L120 238H118V240ZM51 241H54V243L58 244L57 245V246H59V249H57L58 251H55L56 249H55V247L52 246L53 244L51 243ZM120 242L124 243V241H120ZM189 245H192V246L189 247ZM198 245L200 246L201 250L197 251V253H196L197 255L202 256L203 254H205V252H211L215 249V251H222V255L220 256L221 264H225L224 262H226L228 260V259L226 260L227 257L226 256L224 257V254H223L225 251V250H223L224 249L223 244L220 243V244H212L211 245V243H204V245H202L201 242H199ZM3 248H5V247H3ZM9 248H11V246L8 247V249ZM241 248H243V247H241ZM244 248H246V247H244ZM13 249H14V247H13ZM123 251H125V249H123ZM236 253H239V256H238L239 258H237L236 260H232L233 261L232 264L244 263L245 259L243 257L245 255L244 254L245 251H241L239 249H236L234 254L236 255ZM122 254H124V253H122ZM126 257H127V255H126ZM24 259H27V258H24ZM203 261L208 262L207 264H217L214 260H212L210 258H205V260H203ZM18 262H19V260H18ZM127 262L129 264L135 263L134 260L133 261H127ZM23 264H26V263H23Z\"/></svg>",
    "mask_w": 264,
    "mask_h": 264
}]
</instances>
